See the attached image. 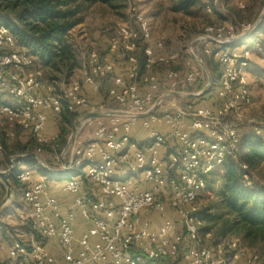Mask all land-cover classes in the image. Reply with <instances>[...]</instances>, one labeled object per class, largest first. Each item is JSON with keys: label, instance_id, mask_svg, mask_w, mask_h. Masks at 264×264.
<instances>
[{"label": "built area", "instance_id": "obj_1", "mask_svg": "<svg viewBox=\"0 0 264 264\" xmlns=\"http://www.w3.org/2000/svg\"><path fill=\"white\" fill-rule=\"evenodd\" d=\"M141 4L142 0H126V20L116 25L110 39L109 55L124 64V75L115 72V62L108 55L90 52L79 77L68 84H47L40 71L25 74L32 68V59L16 50L13 37L0 25V156L3 144L9 145L14 135L13 128L29 133L38 146L37 154L43 145L55 149L57 135L47 138L44 130L48 119L63 108L78 113L76 122L82 120L83 127L91 129V140L83 146L73 145L68 161L62 158L66 154L56 157L61 160L59 169L51 171L81 169L82 176L62 181L61 192L72 197V210L67 213L45 179L36 180L29 169L16 173L34 230L42 241L56 243L60 259L46 243L34 239L0 242V253L15 264H145L178 257L184 264H261V258L248 254L238 238L203 246L197 219L206 175L226 156L235 158L238 151L236 129L223 127L221 118L240 103L250 104L241 73L248 64V51L260 45L255 41L238 56L230 49L240 41L232 36L236 28L207 26L197 38L198 45L204 46L188 50L189 62L180 71V56L165 52L163 39L151 43L150 24ZM218 4V0H209L205 13L211 14ZM241 28L245 35L252 33L249 27ZM194 52L221 67L215 92L221 107L216 111L194 106L186 97L203 78L201 61ZM157 69L165 73L154 74ZM102 80L110 82L108 96L118 106L116 111L102 113L120 114L83 120L85 114L102 109L87 99L84 88L98 92ZM260 84L264 89V79ZM137 126L146 131L143 144L132 138ZM240 168L249 186L250 171L244 165ZM85 183L91 190L82 195ZM152 214L161 218L159 223L149 219ZM76 215L90 225L78 237ZM185 237L195 244L186 251Z\"/></svg>", "mask_w": 264, "mask_h": 264}, {"label": "rangeland", "instance_id": "obj_2", "mask_svg": "<svg viewBox=\"0 0 264 264\" xmlns=\"http://www.w3.org/2000/svg\"><path fill=\"white\" fill-rule=\"evenodd\" d=\"M218 1L219 4L213 9L211 14H205L204 12V6L208 5L209 0H198L196 5L190 10L193 13L191 15H183L182 13H179L175 10L177 0H142L141 10L143 11L151 27V43H155L163 39L165 42V52L175 53L180 56V71L184 70L186 63L189 62L190 58L187 56L188 50L197 46L199 47V50L202 49L203 44L198 45L197 38L202 35L203 29L207 26H232L236 28L235 33L232 36L234 38H239L240 41L234 46L230 47V49L232 53L238 56H242L245 51L247 52V49L252 46V43L257 41L258 45L260 46L259 48L257 47V49H250L248 51V55L246 56L248 64L241 73L248 88V92L250 95V104L243 105L240 103L236 109L228 111L226 113V116L221 118V125L223 127H234L239 136L240 134L242 136L243 134L256 135L255 133L257 132L262 135L263 133L261 128H264V89L261 87L260 83L261 80L264 79V22H262V20L264 19V0ZM239 4H243L244 9H240ZM84 16L85 17L83 19V23L75 30L71 31L69 34L70 43L72 44L77 54L80 65H82V63H86L88 53L95 52L101 56L108 55L109 58H111L115 62V72L117 74L124 75V64L116 60L114 56L109 55V45L110 39L115 33L116 25L118 23L123 22V19L126 20L125 12L124 17L122 19L110 14L109 12L99 7H93L85 11ZM241 25L249 27V31L251 30L252 33L245 35L241 31ZM194 53L198 56L197 60L201 61V65H203L201 67L203 73L202 81L200 82L199 88L192 92L193 94H198L202 91V89H204V87L207 86V77L208 75L209 77L212 75L211 70L214 73L218 74L220 78L221 67L217 62H215L211 58L206 57L205 55H199L196 52ZM33 71L34 70L32 69L25 70V74L31 73ZM164 73V69H157L154 71V74H157L159 76L163 75ZM79 75L80 71L77 70L74 73V77L71 80L69 79L68 81L71 82L75 77H79ZM48 78L49 75H43L44 82H50ZM56 81L64 82V77H60ZM217 87L218 84L212 86L211 81V84L208 86L207 89V91H211L209 93V96L205 98H201L203 97V95L197 97V100L193 101L192 103L197 104L199 107L209 108L213 110L216 105H219V103L217 104V96L215 93ZM100 90L101 97L97 99V103H99V105H96V107L101 106L102 109H100L98 113H102L103 110H118V106L115 105L112 99L108 97L106 86L102 85ZM84 91L86 92V94H88L89 92H91V89L85 87ZM169 101H171V99ZM175 102L177 104L178 102L180 103V99L175 100ZM165 105H168V102L165 103ZM217 109L215 108L214 111H216ZM79 122L80 120L74 123L77 132H85V134L83 136V139H81V144L77 146H83L87 143H84L83 141L84 139L85 141H87V138H85V136H89L91 133L89 128L81 126ZM80 126L83 128H80ZM11 132L14 135L12 138L9 139V145L5 144V155L7 157L10 154L17 152L23 143L26 144L27 142H31V146L34 145L32 143L33 140L31 139L29 133L21 132L19 130H16L15 128L11 129ZM71 133L72 128L70 130V134L66 139L65 144L62 146L61 150L56 153V156L53 157L51 161V157H49V155H44L41 157L37 156L39 161L35 160L36 163H42L45 168L47 167L49 169V171L56 170L60 166V155L65 149L71 136ZM17 156L19 155L15 153L12 157ZM56 157H59V159H56ZM62 158L63 160H67L69 158V151L66 153L65 156H62ZM5 161L6 164L0 168V171H7L9 169V163L7 162V160ZM15 162L16 161H13V163ZM18 166L20 170L29 169L35 172L36 175L44 174V172H39L34 167L24 166L22 162H19ZM14 170L15 169H13V171ZM72 172H74V170ZM46 177V181L48 183L57 181V179H53L48 176ZM8 182L11 184V180L9 179V177ZM2 185L3 188L0 187V203L2 202L6 194V187L3 183ZM251 185L252 187L255 186L258 188H264V168L255 170L252 173ZM16 186H18V184ZM84 186H86V184ZM13 190L14 189L11 186V194ZM14 200L15 206H17L18 209L21 211L20 215L22 216V219H18L19 216L11 215L10 220L15 223L20 222L21 224L20 226H18L19 228H17V231L14 232H10L9 230L11 228L2 224V228L8 230L9 233H4V235L0 233V242H26V236H28L29 234L34 236L32 232V226L30 225L29 221L24 218L25 215L29 212L30 208L26 206L23 201L22 191L17 192V196H15ZM8 201L6 203H8ZM6 203L4 205H6ZM216 203L217 197L216 192L214 190H209V192H204L199 195L198 205L199 210L201 211L209 209L208 213L210 214L221 213V210L216 207ZM17 213L18 212L15 211L14 214ZM157 216L158 215L156 214L149 215V219L151 218V221L153 220L152 222L159 223V219L161 218ZM220 224L221 223L218 222L217 226L212 229V233L210 234V236H205L203 238L202 235H204V233L202 231L200 232L201 234L199 235V237L202 238L203 246L214 247L216 246V244H220L223 241L218 233ZM203 225L206 224L201 223L198 228H201ZM177 231L182 232L181 227H177ZM194 246L195 244L193 242L187 240V242L183 244V250L186 251L192 249ZM242 246L248 254L254 253L255 255H258L259 258L261 257L259 248L257 246L253 245L249 247L246 244H243ZM151 264H172V262H160ZM261 264H264L263 258L261 260Z\"/></svg>", "mask_w": 264, "mask_h": 264}, {"label": "trees", "instance_id": "obj_3", "mask_svg": "<svg viewBox=\"0 0 264 264\" xmlns=\"http://www.w3.org/2000/svg\"><path fill=\"white\" fill-rule=\"evenodd\" d=\"M197 1L177 0L175 10L183 15H191L193 13L190 10L196 5ZM93 7H99L122 19L124 12L126 14V0H0V25L5 27L13 37L16 50L25 52L32 59L31 69L40 71L42 76L44 74L49 75L50 82L45 83H60L56 80L64 77V83L68 84L70 83L68 80L74 77V73L81 70L77 54L70 43L69 34L83 23L85 11ZM262 22H264V19ZM136 56L139 66L142 67L143 56L141 50L137 51ZM211 74L213 86L218 82L219 75L212 70ZM102 85L106 86L108 95L111 84L107 80L100 81L98 92L91 91L86 95L94 106L99 105L97 99L101 97L100 89ZM210 92L207 91L201 98L209 96ZM196 100L197 98L188 99L190 102ZM216 100L218 104L219 100L217 98ZM193 105L199 107L195 103ZM79 116L78 113H71L63 108L55 118L48 119L55 122L58 131L57 147L55 149H52L49 145H43L41 146V153L37 154L36 149L38 146L34 141H32L33 146H31V142L21 145L15 153L24 156V158L14 163L15 170L9 176L11 186L18 184L16 173L19 170V162H22L25 166L34 167L39 172H44L43 175L59 181L79 175L82 176L79 168H75L76 171L74 170V172H67L66 175L51 173L47 167L46 169L37 164L35 159L27 157L32 154L40 157L49 155L51 161L65 144L72 125ZM262 133V135L239 136V146L235 158L226 156L221 165L215 167L212 172L206 175L204 192H209V190L216 192V207L221 210V213L210 214L208 213L209 209L199 210L197 213L200 225L201 223L206 224L198 228V236L201 231L204 233L203 238L210 236L212 229L220 222L218 233L222 240L238 238L242 245L257 246L261 254V260L264 259V188L252 187L251 184L252 173L255 170L264 168L263 127ZM3 146L2 156L5 157L6 146L5 144ZM13 154L9 156H13ZM242 165L250 171L249 186H246L243 182V172L240 168ZM0 187L3 188V185L0 184ZM32 229L35 240L43 242L33 227ZM200 239L202 244V238ZM187 240L192 242L185 237L186 242ZM165 262L184 264L180 257Z\"/></svg>", "mask_w": 264, "mask_h": 264}, {"label": "crops", "instance_id": "obj_4", "mask_svg": "<svg viewBox=\"0 0 264 264\" xmlns=\"http://www.w3.org/2000/svg\"><path fill=\"white\" fill-rule=\"evenodd\" d=\"M83 64L84 63H82V65ZM207 73H208V71H207ZM208 77H209V75H208ZM208 77H207V79H208ZM216 84H219V82H217ZM220 104L221 103H219V105ZM219 105H216V107H214L213 110H215V108L217 109L219 107ZM79 123H80L81 126H83L82 120H80ZM81 126H80V128H83ZM87 128H89V127H87ZM158 129L164 131L163 130V127H158ZM57 133H58V131H57V127H55V122H53L51 120H48V122L46 124V127H45V130H44L45 137L51 138V137L57 135ZM90 133H91V129H90ZM84 134H85V132L80 133L79 131L76 133L75 141H74V144H73L74 146H77V145L81 144V139H83ZM243 135H247V134H243ZM240 136H242V135L240 134ZM85 138H87V141H85V139H84L83 140L84 143L85 142H89L91 140V134L89 136H85ZM132 138L135 139L140 144H143L145 142V140H146V131L143 130V129H141L139 126H137L133 130V132H132ZM22 145H25V144L23 143ZM11 158H12V156H9L7 158H5L4 156H0V166L3 167L6 164V161L5 160H7V162L9 163V160ZM70 158H71V156L69 154L68 160ZM37 159H38V157H37ZM37 159H35V160H37ZM37 161H39V160H37ZM38 164L41 165L42 167H44V165L42 163L39 162ZM59 171H61V170H59ZM49 172H51V171H49ZM51 173H53V172H51ZM54 174H56V173L54 172ZM34 178L36 180L42 179V178L45 179V181L47 180L46 179L47 177L45 175H39V174L36 175L35 172H34ZM0 184H2L1 181H0ZM46 185L49 188L50 193L53 194L57 198V200L59 202V205H60L61 209L63 210L64 214L67 213V211L72 210V205H71V203H72V197L71 196H68V195H65V194H63L61 192L62 180H60V181L59 180L53 181L52 183H48L46 181ZM12 187H13L14 190H13V192L11 194L10 200L8 201V203H6V205H3L0 208V225H1L0 226V233L2 235H4V233L8 234L9 231L10 232L17 231V228H19L18 226H20V224H21L20 222H16L15 223V222H12L10 220L11 215H13V216H19L18 219H22V216L20 215L21 214L20 213L21 211L18 209L17 206H15V200H14L15 199V196H17V192L18 191L19 192L21 191V188H20V185H18V186L15 185V186H12ZM90 190H91V187L86 186V187H84V188L81 189L80 194H82V195H84L86 193L89 194ZM15 211L18 212V213L17 214H14ZM24 218L26 220H28L29 223H30V225L33 227L32 221L30 219V210L25 215ZM2 224L4 226H7V227L11 228V229L9 231L6 230V229H3L2 228ZM89 226L90 225L88 223L84 222L78 215L75 216L74 232H75V236L76 237H78L81 233H83L84 231H86L89 228ZM16 236H18V235H16ZM25 238H26V242L27 241H31L32 239L35 240L34 236H32L31 234H29ZM6 242H8V241H6ZM43 242L46 243V246H47L48 250L52 254H54L58 259H60V250H59L58 246L56 245V243L53 242V241H50V242L43 241ZM0 262H1L0 264H15L13 261L9 260L6 257V254L5 253H0Z\"/></svg>", "mask_w": 264, "mask_h": 264}, {"label": "water", "instance_id": "obj_5", "mask_svg": "<svg viewBox=\"0 0 264 264\" xmlns=\"http://www.w3.org/2000/svg\"><path fill=\"white\" fill-rule=\"evenodd\" d=\"M200 64H202L200 62ZM203 66V65H201ZM211 84V79L210 77H208V83L207 86L204 87V89H202L201 92H199L198 94H188L186 95L187 98L189 99H195L197 97H200L202 95H204L207 92L208 86ZM171 96H178V94H172ZM120 113L118 112H107V113H87L83 116V120H87V119H95V118H104V117H109V116H116L119 115ZM77 130L75 127V124L72 126V133L71 136L69 138V141L65 147V149L62 152V155H65L73 146L74 141H75V136H76ZM27 157L33 158V159H37V156L35 154L29 155ZM24 158V156H17V157H12L9 160V169L7 171H0V181L5 185L6 187V194L4 199L2 200V202L0 203V208L9 200L10 195H11V184L8 182V177L10 175L13 174V169H14V163L13 161H18L19 159ZM38 160V159H37ZM65 165V162H63ZM58 175H66L67 171H56L55 172Z\"/></svg>", "mask_w": 264, "mask_h": 264}]
</instances>
